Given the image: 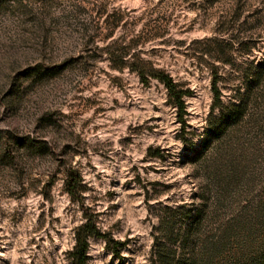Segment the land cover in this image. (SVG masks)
Instances as JSON below:
<instances>
[{
  "label": "rangeland",
  "instance_id": "obj_1",
  "mask_svg": "<svg viewBox=\"0 0 264 264\" xmlns=\"http://www.w3.org/2000/svg\"><path fill=\"white\" fill-rule=\"evenodd\" d=\"M263 64L264 0H0V264H67L86 219L87 264H264Z\"/></svg>",
  "mask_w": 264,
  "mask_h": 264
},
{
  "label": "trees",
  "instance_id": "obj_2",
  "mask_svg": "<svg viewBox=\"0 0 264 264\" xmlns=\"http://www.w3.org/2000/svg\"><path fill=\"white\" fill-rule=\"evenodd\" d=\"M126 54L127 53H124L123 56H120L119 59L122 60ZM137 75L139 76L140 82L142 84L147 85L151 79H154L164 87L167 93L169 103L176 109L177 120L183 124V117L186 115L184 97L188 96L190 92L187 90H182L181 85L175 83L174 80L163 71H151L150 73L145 74L142 70H137ZM252 78L253 82L250 86L249 91L253 87L260 85L264 81V64L258 68ZM216 80L217 79L215 76L212 82V92L214 94L215 102L218 101L220 96V91L216 87ZM215 106L216 104H213V108ZM228 109H230V111L232 112L229 113V115H225L224 113H222L221 116L225 119V123L233 124L241 120V118L244 116L246 103L242 102L240 105H230ZM80 184V175L74 170H69L65 176L64 191L69 196L76 197L82 189ZM92 238L106 239V236L100 233L94 221H92L91 219H86L85 223H83L80 227L75 230L74 246L72 250L67 253V264H87V252L89 249V241ZM107 244L110 245V242H107ZM113 252L114 254L118 255L119 251L114 250Z\"/></svg>",
  "mask_w": 264,
  "mask_h": 264
}]
</instances>
